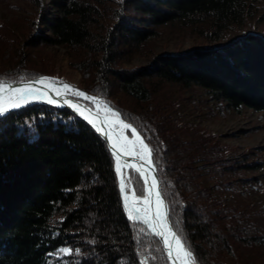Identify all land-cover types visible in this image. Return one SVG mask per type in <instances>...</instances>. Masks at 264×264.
<instances>
[{"label":"trees","instance_id":"obj_1","mask_svg":"<svg viewBox=\"0 0 264 264\" xmlns=\"http://www.w3.org/2000/svg\"><path fill=\"white\" fill-rule=\"evenodd\" d=\"M256 13L252 0L39 2L17 33L0 27V80L52 78L51 66L33 59L66 48L80 91L118 111L153 149L170 223L196 264H262L249 256L264 246V222L249 200L263 187L264 146L237 154L178 116L201 96L202 105L264 115V31L246 30ZM164 28L199 43L156 53ZM135 57L148 64L126 67ZM124 181L139 196L136 173L125 170ZM0 264L169 262L127 216L106 143L68 110L34 104L0 117Z\"/></svg>","mask_w":264,"mask_h":264},{"label":"snow or ice","instance_id":"obj_2","mask_svg":"<svg viewBox=\"0 0 264 264\" xmlns=\"http://www.w3.org/2000/svg\"><path fill=\"white\" fill-rule=\"evenodd\" d=\"M22 87H13L12 84L0 80V115L6 114L10 109L20 108L32 100L44 99L50 104L57 103L52 99L49 92L45 89L49 84L55 85V81L50 77H40L38 80L24 82ZM62 83L63 91L56 89L58 96H63L71 93L79 98H84L94 101L97 111L93 113L90 109L82 107L78 103L65 100L71 108L84 116L86 120L96 129L97 132L102 133L110 142L109 149L116 157V171L121 173L122 167H130L140 174L144 179L142 188L137 189L139 196L134 191L131 196L127 194L126 185L121 173V191L124 192L123 201L124 207L127 211L130 220L142 222L147 225L149 229L162 239L168 258L172 264H196L195 258L190 247L186 246V240L182 239L174 230L169 222V206L165 202V197L158 188L159 181L153 175V149L145 142L146 138H142V134L130 123H125L120 118V113L111 108V106L96 100L94 97L86 93L72 89L66 83ZM34 84L42 85V88L33 87ZM101 109L104 113L101 116ZM85 112L88 114L85 115ZM115 117V120L111 119ZM129 135L133 137L129 139L125 135V130H129ZM121 154L132 157L134 161H139V166L136 162L131 164L125 161L122 165L120 163ZM147 167V171L145 166ZM130 183V182H129ZM145 191L147 194L145 195ZM144 229H141L143 232ZM64 253H69L71 250L64 248L61 250ZM79 252V249L75 250Z\"/></svg>","mask_w":264,"mask_h":264},{"label":"rangeland","instance_id":"obj_3","mask_svg":"<svg viewBox=\"0 0 264 264\" xmlns=\"http://www.w3.org/2000/svg\"><path fill=\"white\" fill-rule=\"evenodd\" d=\"M51 0H0V27H9L15 33L22 26L28 17H30L36 8V3L48 5ZM257 3V13L255 17L248 22L246 30L264 31V18L259 16L264 11V0H252ZM236 32H232L230 36H234ZM195 37L188 35L187 32L171 31L168 28L163 29V33L154 41L153 48L156 53L167 52H186L191 47L198 45ZM206 47V46H203ZM33 63L39 64L45 61L49 67L52 78L56 82L66 83L76 89L82 87V80L79 72L69 66V52L66 48L50 47L45 48L37 53ZM148 64V61L135 57L134 60L126 65V67H142ZM195 101L203 100L191 98ZM194 101V102H195ZM195 104L183 103L178 107V116L182 119L199 124L205 130L220 136L223 143L235 148L237 154H242L248 149H254L264 146V115L249 109L243 110L241 113L230 112L218 104L207 101L205 105L200 102ZM95 110H98L94 102ZM199 107V109L197 108ZM101 112L103 113L102 109ZM127 135L129 132H126ZM130 137V135H128ZM128 194L132 195L133 190L129 187ZM227 198V197H226ZM229 198V197H228ZM245 200V198H243ZM249 202L253 205L254 210L258 214L260 222H264V182L260 189H252L250 192ZM253 202V203H252ZM126 210V209H125ZM127 214V211H126ZM128 216V214H127ZM262 225V224H260ZM62 254L66 255L68 253ZM249 256L253 262L264 264V246L257 247L249 252Z\"/></svg>","mask_w":264,"mask_h":264},{"label":"water","instance_id":"obj_4","mask_svg":"<svg viewBox=\"0 0 264 264\" xmlns=\"http://www.w3.org/2000/svg\"><path fill=\"white\" fill-rule=\"evenodd\" d=\"M39 78H40V77H39ZM39 78L28 79V80H23V81H24V82H28V81L38 80ZM5 82L12 84L13 87H22V86H23V84L21 83V81H20V82H10V81H5ZM55 82H56V81H55ZM33 87H36V88H42L43 86H42V85H39V84H34ZM71 87H72V86H71ZM56 89H60L61 91H63L62 83L56 82L54 86L51 85V84H49L48 87H47L45 90L49 92V95L52 97V99L56 100L57 103H55V104H50V103H48V102H47L46 100H44V99H41V100H32V101H30L29 103L23 105V106L20 107V108L10 109V110H9L6 114H4V115H7V114H9V113H11V112H14V111L20 110V109H22V108H25V107H28V106H31V105H34V104H41V105H49V106H52V107H55V108H58V109H65V110H68V111H69L71 114H73L77 119L83 121L86 125H88V126H89V127H90V128H91V129H92V130H93V131H94V132H95V133H96V134H97V135H98V136H99V137L105 142V143H106L107 148H108L110 154L112 155L113 162H114V170H115L116 179H117V183H118V189H119V193H120V197H121V202H122V205H123V207H124L123 195H124L125 193L121 191V187H120V183H121V173L123 174V178H124V171H125V170H128V169H129V170L134 171V172L136 173V175L139 177L140 181L142 182V185H144V179H143V177H141L140 174H139L138 172H136L134 169H132V168H130V167H122V169H121V173H118V172L116 171V163H117V161H116V157L112 154V152H111L110 149H109V143H110V142L106 139V137H105L102 133L97 132L96 129L93 127V125L90 124L89 121L86 120V119L84 118V116L80 115L77 111H75V110H74L73 108H71L68 104H66V103H65V100L72 101V102H74V103H78V104L81 105L82 107H85V108H87V109H90L93 113H95L97 110L92 109V108H90V107L84 105L81 101L72 98L71 96L68 95V93L65 94V95H63V96H58V95L56 94ZM72 89H76V88L72 87ZM76 90H79V91H80V89H76ZM84 93H85V92H84ZM86 94H87V93H86ZM87 95H88V94H87ZM89 96H90V95H89ZM96 100L101 101V100H99V99H96ZM93 102H94V101H93ZM102 102H103V101H102ZM103 103H105V102H103ZM107 105H108V104H107ZM87 114H88V113L85 112V115H87ZM4 115H0V117H1V116H4ZM103 115H104V113L101 112V116H102V117H103ZM120 118H121V116H120ZM111 119L115 120V117H111ZM121 119H122V118H121ZM122 120H123V119H122ZM124 122L127 123L126 121H124ZM126 132H129V133H130V129H129V130H125V135H127ZM138 133H139V132H138ZM128 137H129V136H128ZM132 138H133V137H131V136L129 137V139H132ZM142 138H143V137H142ZM125 161H128L129 164H131V163H133V162H136V163H137V166H139V161H134L132 157L124 156L123 154H121V160H120V163L123 165ZM147 167H148V166L146 165V166H145L146 171H147ZM152 168H153V175H154L155 178L159 181V178H158V175H157V172H156V169H155L154 165H152ZM158 188H159V190H160V182H159ZM160 191H161V190H160ZM146 194H147V192L145 191V195H146ZM165 202H166V200H165ZM166 204H167V202H166ZM124 208H125V207H124ZM137 222H138V221H137ZM169 222H170V220H169ZM139 223H141V224L147 229V231H148L149 233H151V234H152V235H153V236L159 241V243H160V245H161V247H162V250H163V252H164V254H165V257H166L167 261L169 262V264H172V261H170L169 258H168V254H167V252H166V250H165V246H164V244H163V242H162V239H161L160 237H157V236L151 231V229L148 228L147 225L143 224L142 222H139ZM170 224H171V223H170ZM173 230H174V229H173Z\"/></svg>","mask_w":264,"mask_h":264},{"label":"bare ground","instance_id":"obj_5","mask_svg":"<svg viewBox=\"0 0 264 264\" xmlns=\"http://www.w3.org/2000/svg\"><path fill=\"white\" fill-rule=\"evenodd\" d=\"M128 194V193H127ZM129 196H131L130 194H128ZM124 196V195H123Z\"/></svg>","mask_w":264,"mask_h":264}]
</instances>
